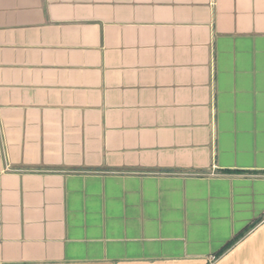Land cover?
Returning a JSON list of instances; mask_svg holds the SVG:
<instances>
[{
  "label": "crops",
  "instance_id": "1",
  "mask_svg": "<svg viewBox=\"0 0 264 264\" xmlns=\"http://www.w3.org/2000/svg\"><path fill=\"white\" fill-rule=\"evenodd\" d=\"M0 264H264V0H0Z\"/></svg>",
  "mask_w": 264,
  "mask_h": 264
},
{
  "label": "trees",
  "instance_id": "2",
  "mask_svg": "<svg viewBox=\"0 0 264 264\" xmlns=\"http://www.w3.org/2000/svg\"><path fill=\"white\" fill-rule=\"evenodd\" d=\"M252 226L247 227L241 234H239L238 236H236L233 240H231L229 243H227L223 249L217 253V256H221L222 254H224L228 249H230L236 242H238L240 240V238L242 236H244L250 229Z\"/></svg>",
  "mask_w": 264,
  "mask_h": 264
},
{
  "label": "built area",
  "instance_id": "3",
  "mask_svg": "<svg viewBox=\"0 0 264 264\" xmlns=\"http://www.w3.org/2000/svg\"><path fill=\"white\" fill-rule=\"evenodd\" d=\"M211 260L214 261L215 260V257H212Z\"/></svg>",
  "mask_w": 264,
  "mask_h": 264
}]
</instances>
